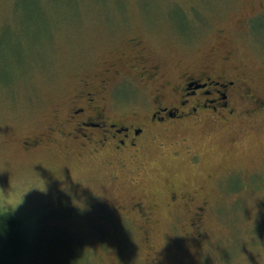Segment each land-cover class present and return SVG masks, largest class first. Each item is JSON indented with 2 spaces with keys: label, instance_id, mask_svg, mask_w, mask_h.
Masks as SVG:
<instances>
[{
  "label": "rangeland",
  "instance_id": "obj_1",
  "mask_svg": "<svg viewBox=\"0 0 264 264\" xmlns=\"http://www.w3.org/2000/svg\"><path fill=\"white\" fill-rule=\"evenodd\" d=\"M137 54L167 78L185 68L248 76L264 97V0H0V211L42 239L27 264H264V110L229 125L158 126L147 173L59 134L22 147L107 62L126 72L118 112L149 102L151 85L128 67ZM169 189L190 200L170 203ZM132 190L150 210L146 235L142 218L115 206Z\"/></svg>",
  "mask_w": 264,
  "mask_h": 264
},
{
  "label": "flooded vegetation",
  "instance_id": "obj_2",
  "mask_svg": "<svg viewBox=\"0 0 264 264\" xmlns=\"http://www.w3.org/2000/svg\"><path fill=\"white\" fill-rule=\"evenodd\" d=\"M139 43L134 41L132 45L139 46ZM132 56L128 67L136 69L135 78L151 85L149 102L140 101L137 109L118 112L116 108L124 103L118 98V87L126 72L115 68L112 61L107 62L104 75L98 80L80 79L60 112V120L57 117L38 134L25 136L21 140L22 147L34 148L46 137L59 134L90 154L104 153L108 159L113 156L120 168H126L129 162H136L138 170L147 173L145 167L150 162L145 158V149L159 134L156 132L158 126L170 130L185 120L192 124L212 122L229 125L234 119L250 117L257 110H264V97L248 85V76L233 77L223 68L219 71L185 68L175 78H167L158 62L141 54ZM197 157L198 154H190L193 161ZM149 159L156 161L158 158ZM113 176L117 178L116 174ZM167 192L170 203L183 199L181 202L185 205V200H190L187 193L184 196L173 189ZM143 199L140 191L132 190L118 196L115 206L122 212H135L142 218L139 230L146 235L150 210ZM202 214L203 206L199 204L188 213L194 237L200 235Z\"/></svg>",
  "mask_w": 264,
  "mask_h": 264
},
{
  "label": "trees",
  "instance_id": "obj_3",
  "mask_svg": "<svg viewBox=\"0 0 264 264\" xmlns=\"http://www.w3.org/2000/svg\"><path fill=\"white\" fill-rule=\"evenodd\" d=\"M50 236L53 237L51 245L60 244L54 235ZM48 237L44 236L46 239ZM41 240L29 237L15 216L0 211V264H27L30 250ZM61 243L62 246L66 245L65 242Z\"/></svg>",
  "mask_w": 264,
  "mask_h": 264
},
{
  "label": "clouds",
  "instance_id": "obj_4",
  "mask_svg": "<svg viewBox=\"0 0 264 264\" xmlns=\"http://www.w3.org/2000/svg\"><path fill=\"white\" fill-rule=\"evenodd\" d=\"M65 187L63 188V190L65 191L66 188H68V185H64ZM66 192V191H65ZM67 193V192H66ZM8 195L7 192H4V196L6 197ZM17 204V203H16ZM15 204V205H16ZM0 206H8L7 205V200H0ZM10 208V206L8 207V209Z\"/></svg>",
  "mask_w": 264,
  "mask_h": 264
}]
</instances>
